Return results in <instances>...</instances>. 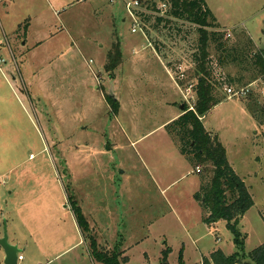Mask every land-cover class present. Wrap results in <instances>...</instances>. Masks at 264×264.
<instances>
[{
	"label": "rangeland",
	"instance_id": "rangeland-1",
	"mask_svg": "<svg viewBox=\"0 0 264 264\" xmlns=\"http://www.w3.org/2000/svg\"><path fill=\"white\" fill-rule=\"evenodd\" d=\"M126 1L0 3V236L5 228L19 250L17 264H98L73 202L98 246L120 253L124 264H201L215 250L241 254L225 221L202 222L194 198L199 175L165 131L180 105L194 108L196 97L192 89L189 104L182 100L152 50L173 78L181 64L184 86H195L194 29L178 24L189 32L186 42L163 25L132 34ZM205 2L224 31L244 30L264 54V0ZM117 44L121 63L110 75L107 54ZM135 46L145 47L142 55H133ZM161 93L172 105H162ZM243 98L222 101L203 126L251 195L253 206L238 224L248 258L264 244V127ZM3 258L0 248V264Z\"/></svg>",
	"mask_w": 264,
	"mask_h": 264
},
{
	"label": "trees",
	"instance_id": "trees-1",
	"mask_svg": "<svg viewBox=\"0 0 264 264\" xmlns=\"http://www.w3.org/2000/svg\"><path fill=\"white\" fill-rule=\"evenodd\" d=\"M167 2L169 9L165 18L140 15L144 27L152 24L155 31L162 26L175 32L179 37L184 34L178 24L193 27L195 38L190 55L194 81L193 88L196 102L193 110L183 105L181 115L165 126V131L176 146L179 154L196 170L199 168L200 187L194 198L202 212V222L213 225L219 221L227 223V229L233 235V244L240 253L225 256L220 250L210 253L209 258L203 257L202 264H264V244L244 255V236L238 230L240 219L253 206V201L244 180L239 178L227 161L225 149L218 137L205 130L202 119L211 109L226 100V94L221 95L225 87L234 90L247 88L253 83L264 91V54L256 47L244 30L233 28L230 37L216 22L205 0H159ZM143 6L155 9L157 3L143 0ZM180 37L186 42L189 32ZM157 53V49H154ZM107 73H111L121 63L119 44L114 45L113 51L107 54ZM235 70L234 73L227 69ZM217 69V70H216ZM216 71H219L216 73ZM175 82L184 86V80ZM224 92V90H223ZM264 94V93H263ZM263 97L250 90L243 98L244 108L258 126L264 127ZM107 103L113 111H117L118 103L107 97ZM71 202V201H70ZM78 229L88 245L89 254L98 264H124L120 253L109 252L100 248L95 237L90 233L89 225L81 209L75 202L70 203ZM166 257V255H165ZM163 262L166 260L163 259ZM179 264H184L179 260Z\"/></svg>",
	"mask_w": 264,
	"mask_h": 264
},
{
	"label": "built area",
	"instance_id": "built-area-1",
	"mask_svg": "<svg viewBox=\"0 0 264 264\" xmlns=\"http://www.w3.org/2000/svg\"><path fill=\"white\" fill-rule=\"evenodd\" d=\"M6 0H0V3H4ZM143 0H132V1H126L125 2V11L126 14L128 15V17L131 19V21L133 22L132 24V28H131V33L132 34H136V33H142V29L141 26L142 23L140 21V15H147V16H157L160 18H165L167 11L169 9V5L167 4V2H158L157 5L155 6V9H148L146 6H143ZM227 37H230V31L227 32ZM1 45V42H0ZM0 63H2V60L0 59ZM176 73H177V80H184L185 79V75H184V70L182 65H178L176 67ZM256 83H254L255 85ZM257 85V84H256ZM178 87L181 90L182 93V97L184 99V102H186L187 104H189V100L192 99V89H193V83H188L186 86H183L184 89H182L183 87H180L178 85ZM254 86L253 84H251L250 86H248L247 88H243L240 90H234L232 87H225L223 90L226 94L227 99H234V98H238V97H245L247 95V93L252 90L253 91ZM264 98V94L262 96ZM189 110H193L192 106H189L188 108ZM197 173L199 172V168H196L195 170ZM202 264V263H201Z\"/></svg>",
	"mask_w": 264,
	"mask_h": 264
},
{
	"label": "crops",
	"instance_id": "crops-1",
	"mask_svg": "<svg viewBox=\"0 0 264 264\" xmlns=\"http://www.w3.org/2000/svg\"><path fill=\"white\" fill-rule=\"evenodd\" d=\"M5 3V2H4ZM211 11V10H210ZM212 12V11H211ZM212 14H213V12H212ZM213 16L215 17V19H216V22H217V24L223 29L224 27H222L220 24H219V22L217 21V18H216V16L213 14ZM139 33V32H138ZM137 34V33H136ZM145 38V37H144ZM251 38V37H250ZM252 39V38H251ZM252 41L254 42V44H255V46H257V42H255L253 39H252ZM258 47V46H257ZM146 48H151L152 49V47L149 45V43H147V45H146ZM145 50V47H142V49H139V47L138 46H135V47H132V53H133V55H139V54H141L142 55V53H143V51ZM153 51V54H154V56L156 57V59L160 62V64H162V66H163V68H164V70H165V72L168 74V75H170V77H171V80L173 81V83H174V85H175V87H176V89H179V91H180V93H181V90H180V88L178 87V84L175 82V79L173 78V76H172V74H171V72L167 69V67L165 66V64L163 63V61L157 56L158 55V53L155 51V50H152ZM144 56H142V58H143ZM161 97H163L162 98V101H161V103H163L162 105L164 106H170V105H172V103H170L169 102V99H168V97L166 96V94H164V93H161ZM182 100H183V97H182ZM181 106L182 105H180V111L178 112V114H175L174 115V117L171 119V120H175V118H178L180 115H181V113H182V111L183 110H181ZM244 110H245V108H244ZM246 111V110H245ZM206 116V115H205ZM204 118V117H203ZM167 124V123H166ZM202 124H203V119H202ZM206 130V129H205ZM207 131V130H206ZM209 132V131H208ZM212 133V132H211ZM228 161V160H227ZM229 163V162H228ZM213 226V225H212ZM76 246V245H75Z\"/></svg>",
	"mask_w": 264,
	"mask_h": 264
},
{
	"label": "water",
	"instance_id": "water-1",
	"mask_svg": "<svg viewBox=\"0 0 264 264\" xmlns=\"http://www.w3.org/2000/svg\"><path fill=\"white\" fill-rule=\"evenodd\" d=\"M260 49L262 50V47H260ZM181 110H183V106H181ZM0 248L2 249L3 254H4L3 264H17L18 263L19 250L17 249V247L8 243L5 228L3 229L2 236H0ZM243 264H251V263L244 262Z\"/></svg>",
	"mask_w": 264,
	"mask_h": 264
}]
</instances>
